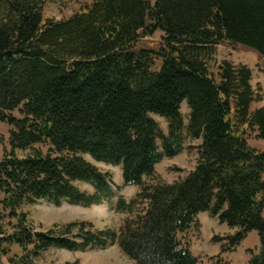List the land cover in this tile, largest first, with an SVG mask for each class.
I'll return each mask as SVG.
<instances>
[{"label": "trees", "instance_id": "trees-1", "mask_svg": "<svg viewBox=\"0 0 264 264\" xmlns=\"http://www.w3.org/2000/svg\"><path fill=\"white\" fill-rule=\"evenodd\" d=\"M43 7L0 0V121L11 127L0 159V264H41L51 247L110 242L136 264H197L190 232L201 212L239 229L230 246L256 231L247 264H264V149L245 137L256 129L264 140V107L251 109L263 95L247 66L224 60L210 74L207 64L219 44L264 61V0H93L60 21L44 19ZM157 31L159 42L144 40ZM183 102L187 134L200 140L196 166L180 181L148 185L155 165L182 150ZM152 114L167 120L168 135ZM84 155L121 165L124 185L139 187L116 203L133 216L119 231L76 222L35 230L24 205L113 197L109 176Z\"/></svg>", "mask_w": 264, "mask_h": 264}, {"label": "rangeland", "instance_id": "rangeland-1", "mask_svg": "<svg viewBox=\"0 0 264 264\" xmlns=\"http://www.w3.org/2000/svg\"><path fill=\"white\" fill-rule=\"evenodd\" d=\"M93 0H43V17L60 21L69 18L76 11H79L89 5ZM163 33L157 31L154 35L146 37L144 40L154 44L161 40ZM228 61L234 66H247L252 73L251 85L254 89H261L263 99L254 102L252 110L264 107V61L254 53L236 49L228 44H219L213 47V53L207 57V64L210 74H215L217 66L222 61ZM161 60L155 66L158 69ZM180 113L183 121L182 150L172 157L164 156L160 162L155 165V173L152 178L145 182L148 185L172 184L184 179L196 166L198 160V146L200 140H194L187 134V126L190 110L183 102L180 106ZM13 115L18 116V111ZM151 117L157 122L161 132L168 135V122L165 118L152 114ZM11 127L0 121V159L3 154V148L7 147V140ZM256 129H250L245 134L248 143L258 149H264V140L257 138ZM159 150L162 151L161 141L158 140ZM22 155L24 152H18ZM84 157L95 165L102 173L107 174L111 180L113 197L101 204L82 206L70 204L62 201L59 205L51 200H40L33 204H27L20 208L27 214L29 224L35 230L62 227L66 224L76 222L83 223L85 229L93 231H104L111 229L119 231L124 222L133 216L132 213L119 211L116 207L118 198L122 197L129 202L133 200L139 192L138 186H125L122 179L121 165H111L102 162H96L88 155ZM80 190L91 193L92 187L84 183H77ZM1 200V196H0ZM141 208L138 200L133 209L137 212ZM0 213L3 210L0 205ZM7 214V212L5 213ZM196 224L190 232V252L197 259V264H211L219 262L221 264H247L251 254L250 250L257 252L259 248V237L256 231H252L237 245L230 246V238L236 234L239 229L231 228L226 223H222L217 217L211 216L209 212H201L196 216ZM9 220L6 219L5 222ZM13 222V220H12ZM74 230L71 236L77 234ZM77 240H80L77 238ZM13 251H18L13 248ZM5 259L4 257L2 258ZM39 261L41 264H136L128 257L116 242H110L105 248H90L84 251L67 250L64 248L51 247L42 252Z\"/></svg>", "mask_w": 264, "mask_h": 264}]
</instances>
